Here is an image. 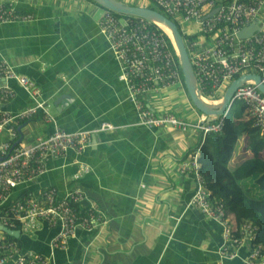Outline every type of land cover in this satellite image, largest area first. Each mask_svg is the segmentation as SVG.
I'll return each instance as SVG.
<instances>
[{
	"label": "crops",
	"instance_id": "1",
	"mask_svg": "<svg viewBox=\"0 0 264 264\" xmlns=\"http://www.w3.org/2000/svg\"><path fill=\"white\" fill-rule=\"evenodd\" d=\"M11 1L35 18L0 25V62L7 60L17 73L37 81L55 118L45 121L40 112L25 121L23 141L33 143L56 128L93 129L104 121L118 127L99 133L98 149L91 144L80 153L69 149L60 157L48 156L47 171L14 188L3 203L49 186H56L61 197L80 187L86 192L81 207H95L106 222L92 229L79 227L66 248L52 246L59 225L42 222L33 234L22 231V253L46 255L54 264H244L250 244L241 246L237 256L222 258L223 226L191 204L196 179L181 171V162L200 149L201 132L139 123L127 84L119 78L120 63L99 27L106 8L96 0ZM5 83L16 95L4 110L16 114L31 104L16 80ZM63 92L72 96L64 110L56 104ZM144 100L157 112L173 111L194 123L204 114L184 87L151 92ZM248 140L247 135L239 139L232 168L252 156ZM82 166L89 171L76 178ZM4 233L0 230V239Z\"/></svg>",
	"mask_w": 264,
	"mask_h": 264
},
{
	"label": "built area",
	"instance_id": "2",
	"mask_svg": "<svg viewBox=\"0 0 264 264\" xmlns=\"http://www.w3.org/2000/svg\"><path fill=\"white\" fill-rule=\"evenodd\" d=\"M165 13L177 17L181 26L190 61L193 66L197 90L209 104L222 100L224 91L238 76L247 73L261 75L264 83V0H152ZM217 11L214 12V10ZM32 13L17 10L14 1L0 2V25L8 22L34 20ZM258 20L259 28L248 35L242 30ZM257 23V22H256ZM99 27L109 40L120 63L119 78L127 84L129 97L139 115V123L148 128L195 129L202 134L204 144L209 133L220 132L232 104L243 101L254 126L264 134V93L255 80H247L233 94V102L223 114H203L196 123L181 118L173 111L157 112L148 105L144 96L162 90L184 87L180 71L178 50L171 47L164 34L144 17H119L115 11L105 9ZM247 34V31H246ZM16 80L27 92L31 104L13 114L3 109L16 92L5 82ZM0 208L14 188L42 176L46 171V158L60 157L69 149L82 152L91 146L92 137L118 127L109 121L93 129L67 131L56 128L46 137L33 143L19 142V125L33 120L40 112L45 121H55L42 88L28 75L19 74L7 61L0 62ZM201 148V147H200ZM82 166L75 175L88 172ZM183 173L192 172L196 179V191L191 204L223 226V241L219 248L222 258L238 255V249L248 243L249 257L244 264H264V244L257 242L259 227L250 221L236 223L223 201L213 200L212 190L202 173L200 149L181 162ZM86 192L80 187L68 190L60 196L56 186H49L37 193L27 191L6 210L0 209V223L13 229L30 232L38 230L42 222L59 225L60 230L52 241L53 248H66L79 227L92 229L106 222L104 214L95 207H81ZM0 239V264H54L43 254L30 251L22 253L15 241Z\"/></svg>",
	"mask_w": 264,
	"mask_h": 264
},
{
	"label": "trees",
	"instance_id": "3",
	"mask_svg": "<svg viewBox=\"0 0 264 264\" xmlns=\"http://www.w3.org/2000/svg\"><path fill=\"white\" fill-rule=\"evenodd\" d=\"M149 1L151 3L139 2L130 5H143L157 9L175 21L182 30L174 16L165 13L154 1ZM115 13L119 17H135V15ZM153 25L164 34L173 48L171 38L167 32L154 22ZM177 59L179 60L178 56ZM179 66L184 81L180 63ZM184 87L188 92L185 81ZM248 117V109L244 102L235 100L226 116L223 129L220 132L209 133L206 136V140L200 148V162L202 173L212 190L211 198L223 201L228 212L238 224L250 221L257 225L259 227L257 242L264 244V134H262L260 128L254 126V121ZM243 135H247L249 139L248 147L252 151V156L232 168L230 161L236 145ZM9 206L4 205L0 209L6 210ZM16 228L21 229L20 224ZM4 235L5 241H15L21 248L20 238L10 236L7 233H4Z\"/></svg>",
	"mask_w": 264,
	"mask_h": 264
},
{
	"label": "water",
	"instance_id": "4",
	"mask_svg": "<svg viewBox=\"0 0 264 264\" xmlns=\"http://www.w3.org/2000/svg\"><path fill=\"white\" fill-rule=\"evenodd\" d=\"M96 1L99 2L101 5L105 6L106 8H109L117 13L144 17L146 19L151 20L155 24L159 25L166 32L167 30L164 27L170 30L171 35L168 32L167 34L171 38L172 43H174L177 46L178 56L183 70L184 81L188 93L194 105L200 111L209 115L210 120L214 119L213 118L214 116L223 114L225 109L233 102V94L235 93L237 88L243 85L247 80L250 79L255 80L257 87L264 93V83L262 82L261 75L257 73H247L240 75L238 78H236L231 82V84L226 89L221 102H217L214 104L207 103L201 98L197 90L196 78L192 63L190 61L188 50L185 45L184 37L179 28V25L175 21H173L169 16H167L163 12L151 8L149 6L130 5L122 0H96ZM215 11H217V9H215L214 12ZM256 22H252L250 25L247 26L248 27L246 28L247 34L246 31L242 30L240 32V35H248L249 33H252L253 30H255L256 26L257 28H259L258 20H256ZM2 82H4V80H2ZM71 100H72V96H69L68 94L63 92L57 96L56 104H58L59 106L63 105L62 110H64L69 106L70 102H72ZM62 110L59 107V111ZM19 131L21 133V136L18 141L20 142L23 138L22 126L19 127ZM98 143H99V134H95L92 137V146L93 147L95 146V148L98 149L99 148ZM9 204H11V202ZM0 230L16 238L22 237V231L20 229H13L1 223H0Z\"/></svg>",
	"mask_w": 264,
	"mask_h": 264
},
{
	"label": "rangeland",
	"instance_id": "5",
	"mask_svg": "<svg viewBox=\"0 0 264 264\" xmlns=\"http://www.w3.org/2000/svg\"><path fill=\"white\" fill-rule=\"evenodd\" d=\"M138 2H142V3H144V4H148V3H151V1H149V0H138ZM137 2V3H138ZM155 4V3H154ZM175 17V16H174ZM176 19H177V17H175ZM228 84L230 85L231 84V82H228ZM224 93H225V91H224ZM223 93V94H224ZM221 102V101H220ZM193 104V103H192ZM263 155H264V153H263ZM254 194H255V192H254ZM33 232L34 231H30V233H32L33 234Z\"/></svg>",
	"mask_w": 264,
	"mask_h": 264
},
{
	"label": "bare ground",
	"instance_id": "6",
	"mask_svg": "<svg viewBox=\"0 0 264 264\" xmlns=\"http://www.w3.org/2000/svg\"><path fill=\"white\" fill-rule=\"evenodd\" d=\"M166 30H167V32L171 35V32H170V30L169 29H167L166 27H164ZM221 101V100H220ZM219 101V102H220Z\"/></svg>",
	"mask_w": 264,
	"mask_h": 264
},
{
	"label": "clouds",
	"instance_id": "7",
	"mask_svg": "<svg viewBox=\"0 0 264 264\" xmlns=\"http://www.w3.org/2000/svg\"><path fill=\"white\" fill-rule=\"evenodd\" d=\"M180 28V27H179ZM174 44V43H172ZM175 45V44H174ZM176 46V45H175ZM177 47V46H176ZM178 50V49H177ZM178 56V55H177ZM179 57V56H178ZM180 60V59H179ZM181 64V63H180ZM183 84H184V81H183ZM185 88V87H184ZM228 88V87H227ZM226 91V90H225ZM234 219V218H233ZM236 222V221H235ZM237 223V222H236Z\"/></svg>",
	"mask_w": 264,
	"mask_h": 264
}]
</instances>
